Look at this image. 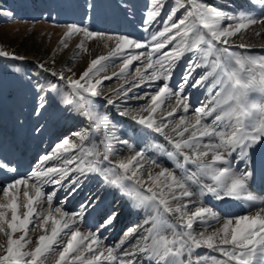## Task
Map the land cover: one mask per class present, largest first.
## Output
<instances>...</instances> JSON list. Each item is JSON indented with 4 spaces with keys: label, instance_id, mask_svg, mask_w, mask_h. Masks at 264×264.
<instances>
[{
    "label": "snow or ice",
    "instance_id": "6c2138e0",
    "mask_svg": "<svg viewBox=\"0 0 264 264\" xmlns=\"http://www.w3.org/2000/svg\"><path fill=\"white\" fill-rule=\"evenodd\" d=\"M259 2L264 4V0ZM151 4L152 7L148 10L145 21L148 25L160 16L164 7L161 0H151ZM181 7H185V15L176 20L174 17L179 9H171L163 30L152 36V40L155 41L153 52L160 53L169 44H173V47L163 52L154 61L149 54L145 69V71L152 69L149 76L145 77L139 69L137 72L141 77V83L161 78L167 81L171 78V71L176 62L184 56L185 52L193 53L203 58L208 70L191 86H199L209 77H213L210 83L219 90L214 93L212 106L196 108L194 123L181 116L172 127L174 136L170 135L165 131L169 124L164 120L175 115L177 108L169 111L160 122L156 119L157 110L164 103L166 95L177 96L179 100L177 107H182L185 112L188 111L189 105L179 93H173L165 83L159 87L155 95L151 96V104L143 110L144 114L132 117L140 129L146 131L133 129V135L119 141L121 145L134 150V154L127 160L113 161L109 159L108 154H105L102 160L99 159L95 147L84 144L89 139L86 132L74 134L78 137L79 144L73 143L69 138L56 144L53 153L41 157V162L52 159L61 149L68 152L70 149L78 148L77 154L63 160L65 166L73 167H41L33 170L30 177L14 179L13 182L0 186V193L6 198V202H0V234L4 238L0 241V264H48L50 259L52 264H105V262L139 264L134 258L140 254L147 257L149 264H209V262L210 264H264V206H261L253 215L228 218L221 227L208 233L203 230L194 231V224L196 221L206 223L209 219L217 220V213L205 207H198L194 212L189 213L187 209L191 201L185 202V198L197 195L192 185L199 186L200 196L207 193L221 200L225 198L255 200V196L249 191L252 187L250 182L253 181L255 168L234 170L237 157L233 156V153L239 150L240 161L246 165L254 164L249 150H254L257 145H264V56L236 55L231 53L228 47L218 48L217 44L228 45L229 38L246 31L249 26L258 21L242 14L235 18L238 20L237 23L222 27V21L232 20L234 17L225 16L220 10L204 4L202 0H188L187 6L181 5ZM80 33H83L86 40L103 38V34L90 31L88 28L69 25L61 43ZM256 34L260 35V33ZM108 39L112 40L113 37ZM115 42V48L107 56L101 55L91 60L89 67L79 78L74 79L65 77L63 73L59 74V79L66 80L68 87L78 98L76 111L96 121L97 128L100 127V123L107 124L109 121L106 116L94 115L89 110L88 106L91 102L85 94H88V97L99 96L101 93L98 86L102 83V80L92 82L90 74H94V70L99 72L102 62L121 54L125 48L144 47L128 36L115 37ZM65 46H67L66 43ZM239 46L246 45L241 43ZM78 47L84 49L83 41ZM7 55V52L0 51V56ZM209 57L215 58L208 62ZM139 58V56H131L126 59L120 69L121 73ZM200 66L195 60L189 59L184 76L185 84L188 83L192 72ZM38 88L37 94L40 97L38 109L43 110L47 107L49 100L42 95L44 89L40 86ZM180 89L182 92L183 85ZM63 103L72 105L73 100L65 99ZM218 109L219 114L214 116L211 124L202 123ZM150 133L163 136L173 149V151H167L157 145L158 150L165 151L169 157H182L183 163L180 159L177 160V167L184 169L181 175L159 165H157L159 170L155 173L148 172L146 179L142 175L144 152L136 151L139 145H134L132 141L137 136H147ZM185 133H189L186 138ZM205 137L209 138L210 142L202 144L201 141ZM213 140L218 142H212ZM186 149L189 151H185ZM209 154H211L210 161L206 159ZM152 163L157 164L155 160ZM185 164L196 165L198 170L189 171L185 168ZM217 165L220 166L217 167ZM260 166L264 167V160L260 162ZM4 167L6 166L0 161V168ZM8 170L16 171L13 168ZM69 172L79 173V176L70 182L72 185L79 186L81 177L84 179L91 176L102 177L106 185L120 190L130 199L138 201L144 208L155 212V215L145 220V224L151 223L150 228L144 229L146 235L137 236L140 226L131 228L126 233L127 236L137 238L133 250L123 251L122 256L112 249L101 251L98 236L92 233L84 234L78 228L71 227L78 219H83L85 208L97 203L99 197L94 200L89 199L86 205H81L78 213L69 214L62 208L56 207L55 213L59 214L57 218L51 211L55 193H49L46 195L49 206L47 215H44L42 211L37 213L35 205L42 203L41 197L45 195L38 185L46 183L61 185ZM204 177L211 179L213 183H204ZM31 179H35L36 183L29 184ZM21 185L25 188L22 215L19 213L21 204L18 200ZM29 188L34 190V195H30ZM71 191H76V188H72ZM166 214H178L179 220L183 223L170 224ZM34 215L38 217L35 226L40 228L43 234L37 237L35 247L28 249L32 241L26 237L28 226L33 223ZM40 216L43 217L42 220L39 219ZM115 219L116 213H113L105 219L101 227L106 228ZM17 233L20 235L17 236ZM168 233L171 235L169 236ZM201 248L220 252L226 259L220 260L196 251Z\"/></svg>",
    "mask_w": 264,
    "mask_h": 264
},
{
    "label": "rangeland",
    "instance_id": "374dc122",
    "mask_svg": "<svg viewBox=\"0 0 264 264\" xmlns=\"http://www.w3.org/2000/svg\"><path fill=\"white\" fill-rule=\"evenodd\" d=\"M161 2L164 7L160 16L148 25L145 24V21L147 12L152 7L151 0H0V51L8 53L7 56H0V133L8 135L7 137H13L17 132H20L35 139L40 135L42 128L47 127L52 133L51 136L59 137V141L53 145L52 153L56 144L61 143L65 138L79 144L78 137L74 135L76 132H86L89 139L84 142L85 146L98 148L97 153L101 152L100 147L97 146L96 142L91 143L94 129L106 141L111 140L112 142H115L122 133L127 134L128 132L124 131V125L129 121L133 122L132 117L140 115L142 113L140 107L147 103L137 102L138 98L135 96L137 92L133 89L135 85H131V81L126 82L127 79L132 80L131 77L137 76L136 65L134 64L132 67L129 65L123 73L120 69L131 55L149 56L151 54L154 61L163 52H167L173 47V44H169L160 53L153 52L155 41L152 40V36L163 30L171 9H179L174 17L176 20L185 15V7H181V5L187 6L188 0H161ZM202 2L216 7L212 0H202ZM242 10L243 8L240 13ZM237 22L238 20H233L231 24ZM124 24L128 26L126 31L122 28L120 31V27ZM69 25L88 28L90 31L103 34V38L107 39L108 37L115 39L118 36H128L144 45L139 49L135 47L124 49L121 54L102 62V68L97 66L101 68L99 72L94 70V74H90L92 82L102 80V83L98 86L101 93L99 96L88 97V94H85L91 102L88 106L89 110L94 115L106 116L109 121L107 124L100 123L99 128L96 127V121L76 111L78 98L68 87L67 81L59 79V74L63 73L65 77L74 79L79 78L89 67L91 60L101 56L104 49L102 50L97 44L96 38L86 40L83 33L68 38L65 41L67 46H65V43H61V41ZM221 25L222 27L227 26L228 23L224 20ZM130 30L132 31L128 33L127 31ZM81 41H83L86 51L78 47ZM239 45L237 42L231 43L229 41L228 45L217 44V47H228L231 53L241 56H264L263 46L240 47ZM108 53L107 51L103 55L107 56ZM190 58L199 63L201 65L199 68L204 72L208 70L203 58L185 52L184 56L176 62L171 75H174L183 63L188 64ZM214 58L209 57L208 62ZM221 59H224L223 55ZM104 77L111 78L103 79ZM199 78L200 76L197 79ZM212 80L213 77H209L201 86L204 88L206 86L213 87L210 83ZM160 84L161 86L164 85L162 82ZM181 85H184L183 81L177 83L174 90L171 84L169 88L171 87L174 93H180ZM38 86L44 89L42 95L49 100L47 107L43 110L38 109L40 99L37 94ZM197 89L199 86L196 87ZM187 96H189V92L183 97ZM8 99L10 100L9 105L7 104ZM65 99L73 100V104L65 105L63 103ZM196 105L192 106L196 108ZM160 140L152 139L151 145L154 149L158 150L157 145L163 147V136H160ZM31 144H29V149L32 148ZM50 145L51 139L44 138L42 147ZM24 146H27V141ZM109 147L110 145H105L104 148H108L105 154H108L109 159L114 161L115 159L112 157L114 147ZM78 152V148L70 149L68 152L61 149L56 156L61 155H59V159H54V164L57 165V168H71L73 166H65L63 160ZM163 153L165 152L161 150L157 153L152 152V150L144 151V158L149 160L152 165H154L153 160L157 164H161L160 158ZM102 157L99 156L98 158L102 160ZM147 160H144L146 166L148 165ZM0 175L2 176V174ZM75 176H79V173L69 172L67 178L72 177L74 179ZM113 192V188L103 186L98 191V195L102 193L101 201L108 202V198ZM111 204H113L115 212H123L124 208H120V202L111 201ZM148 213L149 216L155 215V212L149 209L146 215ZM142 231L139 235L147 234ZM129 238L134 249L137 238L132 236ZM3 240V236L0 235V241Z\"/></svg>",
    "mask_w": 264,
    "mask_h": 264
},
{
    "label": "bare ground",
    "instance_id": "6f19581e",
    "mask_svg": "<svg viewBox=\"0 0 264 264\" xmlns=\"http://www.w3.org/2000/svg\"><path fill=\"white\" fill-rule=\"evenodd\" d=\"M212 2L216 6L215 8L217 10H220L225 16L234 17V19L232 20H226L228 24L229 23L231 24L233 20L237 21V19L235 18H238L242 14L245 16L252 17L258 21L256 24L249 26V28L246 31H243L237 36L229 38V41L231 43L232 42L234 43L237 42L239 44L243 43L247 47L248 46L254 47L255 45L264 47V23H261V21H264V4L260 3L259 0H212ZM242 8L243 10L240 13ZM127 27L128 26L124 24V26H121L119 30L121 31L122 28V30L126 31L125 29ZM131 31L132 30L127 32L130 33ZM256 33H260V35H257ZM95 40L97 44L102 48V50L103 49L106 50L105 53L104 50L103 52H101L102 55L106 54L107 51L110 52L116 46L115 39L109 40L107 38H96ZM139 57L140 58L138 60H134L130 64V66L132 67V65L135 64L137 67L136 72L139 69L140 73H142L145 77H147L152 72V69H147V71H145L148 62L147 61L148 56L144 55ZM186 71H187V64L185 62L183 63L181 68L177 69L176 73L174 75L172 74L171 78L167 81L161 78L156 80H146L143 83H141V77L137 72V76H135L134 78L131 77L132 80L127 79L126 82L128 83L129 81H131L130 84L135 85V88L133 89L134 91L137 92V94L135 93L136 94L135 96L138 98L136 101L147 103V104L145 103L146 105L140 107L142 113L144 114L143 110L151 104V96L155 95L156 92L159 90V87H161L160 82H162L163 84L167 83L168 87L171 84V87L174 90V87L176 86L177 83L181 81L184 82V76ZM203 72L204 71L201 68L199 67L196 68L195 71L192 72L188 83L185 84L184 82L183 92L179 93L180 96L183 97L189 92V96L183 97L184 100L189 105L187 112H185L182 107L179 108L177 107L179 100L178 97L175 95H166L164 103L157 110L156 119L157 122H160L163 117L167 116V113L169 111H171L173 108H177L175 115L171 117H167V119L164 120L165 123L169 124V127L165 131L168 132L170 135L174 136V133H172V127L175 126V124L178 122L181 116H184L187 121H191L194 123L196 108H200L204 106H212L214 93L219 90L218 87L210 88L209 86H206L204 88L200 84L199 89L196 90L197 86H191L193 82L197 80L199 76L202 75ZM173 90L172 92L174 93ZM194 104H197L196 108L195 106H192ZM216 114H219V109L217 110L216 113H213L212 116H209L206 119H204L202 123L211 124ZM133 129L146 131L140 129V126L136 124L135 121L133 122L129 121L127 124L124 125V131H127L128 133L127 134L122 133L121 136L115 140V142H112L111 140L106 141V139H104V137L101 136V134H99L94 129L92 135L93 140L91 143L96 142L97 146L100 147L101 152L98 153L100 157L104 156L108 149V148L107 149L104 148L105 145H110L109 148H112L111 146L114 147L113 148L114 151L112 152L113 153L112 157L115 159L114 161L127 160L129 157H131L134 154V150L128 149L127 147L121 145L119 141L122 139H126L128 136L133 135ZM16 134L13 137H7L8 135L6 136L3 133H0V161H2L6 166L4 168H0V174H2V176L0 175V186L13 182L14 179H22V178L30 177L31 172L33 170H38L41 167L43 168H48L51 166L57 167V165L54 164L55 161L54 159L56 158L59 159L60 157L59 155H61L59 154L46 162L43 163L41 162V157L45 155H51L52 154L51 150L53 149V145L59 141V137L51 136L52 133L51 131H49V128L47 127H43L40 135H38L37 136L38 138L36 137L35 139H33L32 137H28L27 135H24L20 132L19 133L17 132ZM188 135L189 133H185V138ZM44 138L47 139L49 138V140L51 139L50 146L42 147ZM154 138L160 140V135L158 133H150L147 136H137L135 140L132 141V143L134 145L136 144L139 145V148L135 149L136 151L143 150L144 152V151L152 150V152L157 153L160 150L154 149L153 145H151V141ZM26 141H27V146H24ZM209 142H210L209 138L207 137L203 138L201 141L202 144ZM212 142H218V141L213 140ZM29 144L32 145L31 149H29ZM162 145L167 151H173L171 145L167 143L164 137L162 140ZM95 149L96 152L99 151L98 148ZM185 151H189V150L186 149ZM249 155L251 160H253L255 163L246 165L244 162L239 160V150H237V152H234L233 156L237 157L236 166L234 170L238 168L239 171H243L246 167L255 168L253 181L250 182V184H252V187H250L249 189V191H251L252 194L255 196V200L248 201L243 198H239V199L225 198L221 200L207 193L204 196H200L198 194L199 186L192 185V188L197 192V195L191 198H185V202H188L189 200L191 201L190 203H188L187 211L191 213L194 212L198 207H205L215 211L218 215L217 220L209 219L206 223H200L199 221H196L194 224V231L203 230L210 233L214 229L221 227L226 219L228 218L234 219L236 217L243 215H253L255 214L256 211H258L261 208V206H264V167L260 166V162L264 160V145H257L254 150H249ZM178 159H180V161L183 163L182 157L180 158L175 156L169 157L166 155L165 152L161 155L160 158V160H162L161 164H157V165L165 167L170 171L175 172L177 175H181L184 172V169L177 167ZM206 159L210 161L211 154H209V156ZM144 160L147 159L144 158ZM144 160L142 161V163L144 164L145 169L142 170V175L146 179L148 172L155 173L156 171L159 170V167L157 165L150 164L149 160H147L148 165L146 166ZM219 166L220 165H217V167ZM9 168H13L16 171L15 172L9 171L8 170ZM185 168H187L189 171L198 170L197 166L192 164H185ZM4 173H8V174H4ZM5 176H7L6 180H5ZM76 177L78 176H75L74 178ZM90 178H92L93 180ZM80 179H81V183L79 184V186L72 185L70 183L73 180L72 177L69 178L65 177V179L61 182V185H56L51 183L38 185L42 188V192L45 195L41 197L42 203H38L35 205L37 209V213H40L42 211L44 215H47L49 211V206L47 204L46 195L49 193H53V192L55 193L52 202L51 211L53 215H55L57 218H59V214L55 213L56 207L62 208L64 212L69 214L78 213L81 209V205H86L89 199L94 200L96 197H99V201L97 203H95L91 207L85 208L83 219L82 220L78 219L74 225H71V227L73 229L78 228L81 231V233L84 234L92 233L98 236L100 239L101 251H104L106 249H112L116 254L120 256H122L123 251H131L133 249L132 242L130 241L129 238L130 236H127L126 233L128 232L129 229L140 226L139 231L137 233L138 236L139 234H141L140 232L142 230L144 231L145 228H149L151 226V223L145 224V220L151 218V216H149V213L148 215H146L148 209L141 206L138 201L134 199H130L129 196L125 195L120 190L111 187L109 185H106L102 177L91 176L88 179H84L82 177ZM203 182L206 184L213 183L211 179L207 177L203 178ZM32 183H36V180L35 179L29 180V184ZM103 186L111 187L114 190V192L111 193L110 197L108 198V202L101 201L100 197L102 196V193L98 195V191L101 188H103ZM72 188H76V191L74 192L71 191ZM24 190H25L24 186L21 185L18 192V200L21 204L19 213L21 215L24 212V208L22 206L24 202V197H23ZM28 190L30 192V195H34L33 189L29 188ZM116 200L120 202V208L121 209L124 208L123 212H115V209H113V204H111V201L113 202ZM0 202H6V198L2 196V193H0ZM113 213H116V219L113 220L111 225L107 226L106 228H102L101 225L104 223L105 219L108 218ZM166 218L170 224L183 223V221L179 220L178 214L177 215L166 214ZM39 219L42 220L43 217L40 216ZM65 219L67 220L68 218L66 217ZM32 220L33 223L28 226V235L26 237V239L32 241V243L28 245V249H33L35 247L37 237L40 234H43L42 230L35 226L38 221L37 215H34ZM69 223H71L70 220ZM48 227L50 229L51 227L50 222ZM83 227H85V229H83ZM179 230H183V229H179ZM16 235L18 236L20 234L17 233ZM196 251L201 254H208L210 256H214L220 260L226 259L221 255L220 252L210 251L207 248L197 249ZM86 255L90 256L91 254H86ZM134 259L138 260L139 264H149L147 257L143 254L138 255ZM48 264H52L51 259L48 261ZM105 264H109V262H105Z\"/></svg>",
    "mask_w": 264,
    "mask_h": 264
}]
</instances>
